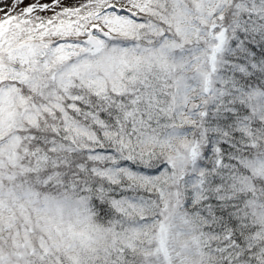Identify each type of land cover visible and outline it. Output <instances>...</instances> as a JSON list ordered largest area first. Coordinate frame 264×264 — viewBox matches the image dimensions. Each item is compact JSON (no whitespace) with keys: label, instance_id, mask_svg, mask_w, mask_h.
Masks as SVG:
<instances>
[{"label":"snow or ice","instance_id":"snow-or-ice-1","mask_svg":"<svg viewBox=\"0 0 264 264\" xmlns=\"http://www.w3.org/2000/svg\"><path fill=\"white\" fill-rule=\"evenodd\" d=\"M0 264H264V0H0Z\"/></svg>","mask_w":264,"mask_h":264}]
</instances>
